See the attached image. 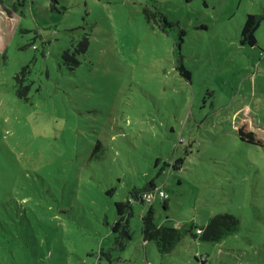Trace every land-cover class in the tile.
I'll use <instances>...</instances> for the list:
<instances>
[{
    "label": "rangeland",
    "instance_id": "obj_1",
    "mask_svg": "<svg viewBox=\"0 0 264 264\" xmlns=\"http://www.w3.org/2000/svg\"><path fill=\"white\" fill-rule=\"evenodd\" d=\"M14 1L0 0V264H264V18L254 45L239 42L264 0ZM152 178L168 193L157 222L228 212L237 229L162 254L142 240L150 203L134 200L116 240L114 202Z\"/></svg>",
    "mask_w": 264,
    "mask_h": 264
},
{
    "label": "trees",
    "instance_id": "obj_2",
    "mask_svg": "<svg viewBox=\"0 0 264 264\" xmlns=\"http://www.w3.org/2000/svg\"><path fill=\"white\" fill-rule=\"evenodd\" d=\"M25 0L14 1L13 7L15 8L17 3L24 2ZM144 12L148 17H153L158 23L163 31H168L169 28L173 26V23L169 21L166 15L157 7L152 9H144ZM264 18V14L259 13H247L241 28L239 42L241 44L254 45L256 43L255 31L260 25L261 20ZM184 31L180 30L179 38L176 41V64L180 73L189 77L190 71L185 68L182 63V54L180 52V46L182 41V35ZM78 45L74 48V52L70 54L67 50L63 52L64 59L72 60L75 64L78 60L75 57V53L86 50L88 47V37L86 33L81 39L78 40ZM29 66H22L21 69L14 75V79L17 82L16 94L20 97L27 98V94L30 88L32 80L25 82L27 80L26 72H29ZM238 134L241 139L246 140L253 144H262V141L256 137L255 132L246 130L243 126L238 127ZM178 165L181 163V159L178 161ZM178 165H173L174 168L179 167ZM154 179L148 180L143 186L134 187L130 190L129 196L125 200H117L114 202L116 209L117 218L111 224V231L115 234V239L122 238L123 236L130 237L129 230V218L133 212L132 202L134 200L140 202H146L144 195L153 192L156 188ZM113 189L108 190L111 194ZM168 205V196L163 198V206ZM107 223V222H106ZM108 224V223H107ZM239 224L237 217L228 212L216 213L209 218L205 224H196L191 221L187 225H169L165 222H160L155 220L154 209L152 203L148 210L141 217V235L143 241H152L156 250L159 253H168L178 244V242L186 235L190 234L193 238H200L203 240H220L223 236L229 232L236 230ZM110 225V224H109ZM195 228V231L193 230ZM102 250H100V253ZM102 254V253H101ZM100 256V255H99ZM195 258L204 262L205 256L200 253L195 254Z\"/></svg>",
    "mask_w": 264,
    "mask_h": 264
},
{
    "label": "built area",
    "instance_id": "obj_3",
    "mask_svg": "<svg viewBox=\"0 0 264 264\" xmlns=\"http://www.w3.org/2000/svg\"><path fill=\"white\" fill-rule=\"evenodd\" d=\"M158 196L163 199L168 196V193L163 188L156 187L153 192L145 194L144 199L147 203H152L154 198Z\"/></svg>",
    "mask_w": 264,
    "mask_h": 264
}]
</instances>
